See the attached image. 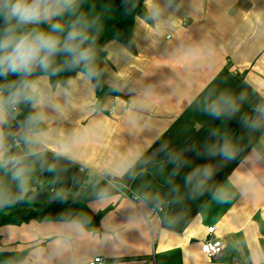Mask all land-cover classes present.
<instances>
[{
	"label": "crops",
	"instance_id": "obj_1",
	"mask_svg": "<svg viewBox=\"0 0 264 264\" xmlns=\"http://www.w3.org/2000/svg\"><path fill=\"white\" fill-rule=\"evenodd\" d=\"M175 5L156 21L147 15L144 0L130 41L105 45L106 84L124 77L128 87L102 101L96 99L94 90L86 92L82 102L97 104V111H73L66 121L52 125L62 133L90 126L99 131L79 148L77 162L61 161L55 174L37 173L33 188L39 191L50 185L45 202H86L99 215V222L84 228L72 253L50 264H74L73 256L83 258L85 264L95 256L106 264H264V188L254 195H234L225 203L205 195L186 201L178 215L166 218L139 199L145 191H168L166 173L158 171L163 153L151 164H137L134 176L132 172L103 174L136 149H147L145 154L151 156L162 141L181 148L210 139L209 130L217 120L197 108L210 91L243 90L252 102L264 97V0H175ZM207 46L213 49L211 54ZM190 48L199 51L186 54ZM150 85L154 88L147 101L150 108L133 110L132 99ZM130 118L136 119L135 127L127 123ZM231 123L244 135L238 117ZM244 136L251 146L260 143L258 136ZM185 155L192 166L207 162L194 152ZM245 157L224 168L214 180L225 183L233 168L264 177V165L253 166ZM171 168L168 165L167 171ZM189 170L176 177L178 183ZM104 189L110 198L100 203L96 194ZM61 191L67 194L66 201L55 198ZM64 222L32 220L0 226V250H26V257L17 264H32L31 253L37 248L45 256L50 253ZM212 225L224 246L217 257L208 258L202 241Z\"/></svg>",
	"mask_w": 264,
	"mask_h": 264
},
{
	"label": "clouds",
	"instance_id": "obj_2",
	"mask_svg": "<svg viewBox=\"0 0 264 264\" xmlns=\"http://www.w3.org/2000/svg\"><path fill=\"white\" fill-rule=\"evenodd\" d=\"M83 3L84 0H0V208L37 199L33 188L37 173L55 174L61 161L77 162L79 148L94 131H99L90 126L62 133L52 127L53 123L66 121L73 111H97V104H85L81 97L105 83L99 62L103 25L98 15L81 11ZM145 3L147 15L156 21L176 7L175 0ZM125 4L130 12L139 6L138 0H125ZM197 51L190 48L186 54L195 55ZM207 51L211 54L213 49L207 46ZM109 87L121 91L128 87L127 79L109 82ZM153 91L151 85L143 89L132 99V109L148 110L147 101ZM197 108L201 114L220 121L209 130L210 139L181 148L162 141L151 156L145 154L147 149H136L103 174L132 172L137 164H151L163 153L158 171L166 173L168 191H145L139 199L152 211L165 213L166 218L178 215L186 201L205 195L225 203L234 195H254L264 188V177L256 176L252 170L233 168L225 183L214 180L246 151L241 144L243 136L229 127L237 117L244 135L260 138V143L251 146L246 161L253 166L264 165V97L252 102L247 92L224 88L208 92L197 102ZM127 123L135 127L136 119L130 118ZM187 152L207 162L192 166ZM168 165L171 171H167ZM185 168L190 170L178 183L176 177ZM55 198L66 201L67 194L57 192ZM109 198L107 189L96 194L100 203ZM84 227L82 214L70 216L60 225L47 256L39 248L31 253L32 264H50L72 253L73 244L84 236ZM73 260L74 264H85L83 258L73 256Z\"/></svg>",
	"mask_w": 264,
	"mask_h": 264
},
{
	"label": "trees",
	"instance_id": "obj_3",
	"mask_svg": "<svg viewBox=\"0 0 264 264\" xmlns=\"http://www.w3.org/2000/svg\"><path fill=\"white\" fill-rule=\"evenodd\" d=\"M144 0H138L139 6L134 11H127L125 0H84L81 11L85 14L98 15L103 25V33L100 37L101 51L99 52V62L104 70V86L100 89H94L95 97L102 101L108 96L115 95V90L106 84V72L103 66L105 57V45L110 41L128 43L132 36L134 20L141 11ZM220 121H216L214 126ZM230 129L238 136H243L241 144L245 146L246 151L241 154L242 160L251 148L250 141L239 131V129L230 122ZM82 214L86 229H89L99 222V215L94 214L86 202L63 203L59 201L48 202H26L18 203L7 208H0V226L19 225L29 221H66L70 216ZM27 251L18 250H0V264H17L26 257Z\"/></svg>",
	"mask_w": 264,
	"mask_h": 264
},
{
	"label": "built area",
	"instance_id": "obj_4",
	"mask_svg": "<svg viewBox=\"0 0 264 264\" xmlns=\"http://www.w3.org/2000/svg\"><path fill=\"white\" fill-rule=\"evenodd\" d=\"M215 232L216 227L214 225L208 226L206 228V237L202 241V250L208 258L217 257L221 253L224 246V239L216 236ZM90 264H106V262L101 256H95Z\"/></svg>",
	"mask_w": 264,
	"mask_h": 264
},
{
	"label": "water",
	"instance_id": "obj_5",
	"mask_svg": "<svg viewBox=\"0 0 264 264\" xmlns=\"http://www.w3.org/2000/svg\"><path fill=\"white\" fill-rule=\"evenodd\" d=\"M140 14H141V11H138V15H140ZM49 189H50V185H46L41 190L35 191L36 195H37V199L29 200V201H32V202H43V201H45L47 198Z\"/></svg>",
	"mask_w": 264,
	"mask_h": 264
}]
</instances>
